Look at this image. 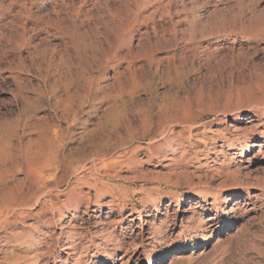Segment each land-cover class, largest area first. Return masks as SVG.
<instances>
[{
	"label": "rangeland",
	"instance_id": "obj_1",
	"mask_svg": "<svg viewBox=\"0 0 264 264\" xmlns=\"http://www.w3.org/2000/svg\"><path fill=\"white\" fill-rule=\"evenodd\" d=\"M260 114L264 0H0V264H264Z\"/></svg>",
	"mask_w": 264,
	"mask_h": 264
},
{
	"label": "bare ground",
	"instance_id": "obj_2",
	"mask_svg": "<svg viewBox=\"0 0 264 264\" xmlns=\"http://www.w3.org/2000/svg\"><path fill=\"white\" fill-rule=\"evenodd\" d=\"M129 27H128V25H126L125 28H129ZM70 109H72V108H70ZM65 115H68V114H65ZM260 116H264V114H260ZM69 120L72 121V122H76L77 123L78 122L77 115L73 114L72 117H70ZM40 127H41L40 131L36 134L37 136H36V142H35V143H37L36 145L38 147V149L36 148L37 150L35 149L36 151H38V153L37 154L35 153V154L39 156V160L37 159V162L39 161V164H38V167H36L35 169H29L26 172V179L28 181H33L34 179H37L39 181L40 180H44L46 175L51 176L55 172H57L59 170L65 172V173H69L72 176H78L80 173H82V172H84L86 170V166L88 164V163L85 162V157H84L86 151L90 152L89 154L92 157L91 162L93 163V165H92L91 168H89V170H91V174H92V172H95V171H97L99 169L105 168V166L108 165V164H105L104 161H99V164H96L95 162H96L97 159L104 158L105 155L109 152L110 145H109V141L107 140L109 137L107 139H106V137H104L105 139L97 137L96 140L94 139L95 141L94 140L92 141L91 139H89V143H86V144H88L87 147L83 146V147H81L79 149H76L74 152L69 153V155L65 156V155H63L61 153V151L56 149V146L59 144V142L57 140L48 139V132H47L48 129H46L47 127H45L44 124H41ZM31 129L35 130L34 128H31ZM36 130L38 131V129H36ZM31 132H32V130H31ZM67 133H68V130H66L64 132V136L65 137L68 135ZM89 138H91V137L89 136ZM260 138H264L263 133L260 134ZM64 139L62 140L63 142H64ZM34 141H35V139H34ZM87 141H88V138H87ZM46 146L47 147L48 146H53L51 148L53 150H55L54 151L55 152V156H53L51 159L49 158V156L46 157L47 156V153H46L47 150H45ZM254 146L261 148L262 146H264V143H259L257 145L240 146L239 149H238L240 156L242 155L243 157H246L249 154H251L253 152L252 147H254ZM34 155L32 154L33 157H34ZM40 157H41V159H40ZM34 160H36V158ZM31 162H32V160H31ZM29 167H30V165H29ZM80 178H81V176H80ZM83 180H85L86 183L89 184L90 188H92V189H94L96 191V199L97 200L100 198V196H101L102 192L104 191V189H107V187H106L107 185L106 186H101L100 188L93 187V185L91 183H88V181L91 180L89 178L88 179L87 178H83ZM92 181L96 182L95 179H92ZM78 182L81 183L82 179H79ZM40 188H41V185H38L36 191L39 190ZM72 191H73V188H72ZM234 197H238V194H235ZM29 200H30V197H27V201L26 202H28ZM26 205H28V203ZM1 209H6V208H4V206L0 207V213H3L4 210H1ZM13 211H15V210H13ZM219 228H222V227H218V229ZM149 264H151V263H149Z\"/></svg>",
	"mask_w": 264,
	"mask_h": 264
}]
</instances>
